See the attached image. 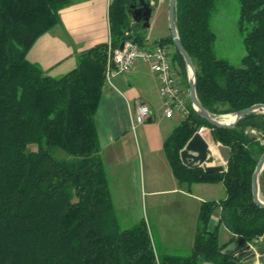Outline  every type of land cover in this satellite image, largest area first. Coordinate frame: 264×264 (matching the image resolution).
Here are the masks:
<instances>
[{"label":"trees","instance_id":"obj_1","mask_svg":"<svg viewBox=\"0 0 264 264\" xmlns=\"http://www.w3.org/2000/svg\"><path fill=\"white\" fill-rule=\"evenodd\" d=\"M75 1L0 0V264H246L252 253L234 255L248 245L264 261V210L251 194L264 146L250 135L264 129V114L219 129L189 105V116L165 139L164 154L180 186L221 183L225 190V199L201 203L187 257L157 256L143 222L120 229L95 116L109 49L119 47L123 38L144 46L146 29L131 16L139 0H112L110 42L81 53L75 69L52 78L26 56L37 38L59 22V12ZM237 1L245 53L235 67L214 54V0H176V29L196 70V95L214 116L264 104V0ZM159 42L171 45L182 59L171 37ZM200 128L210 130L212 142L230 149L224 172L206 174L182 164L180 152ZM263 178L264 173L260 184ZM216 210L219 218L210 229ZM220 226L232 235L230 242L242 237L244 246L222 254L230 242L219 244Z\"/></svg>","mask_w":264,"mask_h":264},{"label":"crops","instance_id":"obj_2","mask_svg":"<svg viewBox=\"0 0 264 264\" xmlns=\"http://www.w3.org/2000/svg\"><path fill=\"white\" fill-rule=\"evenodd\" d=\"M111 2L112 0H76L62 9L59 12V22L39 36L29 49L27 61L48 76L52 74L63 77L71 72L81 53L110 42L108 9ZM147 3H155L153 10L157 5L164 4L165 0H147ZM145 40L151 44L146 38ZM140 104L149 107L150 118L146 123L150 124L138 125L136 128L133 118ZM175 118H166L162 113L158 83L149 65L137 63L129 73L115 77L111 84H106L102 89L95 127L111 196H121V200L133 201L139 193L144 199H149V202L162 201L164 197L172 196L175 199L169 200L171 205H176L184 214L188 207L186 201L181 200L198 203L190 230L192 238L191 235L188 237V244L184 248H171L170 245L165 247L169 251H191L201 203L220 200L206 201L190 191L209 190L211 196L208 197H212V187L220 186L221 191H224V187L221 183L192 186L178 184L163 150L165 139L183 121L182 118ZM202 136L209 145L214 144L211 134L209 141ZM133 148H137L139 155L138 164L134 167L131 163ZM176 198L181 200L175 202ZM218 218L219 210H216L211 217L210 229H213ZM228 234V240L221 245L230 242L232 235ZM166 255L170 256L168 253Z\"/></svg>","mask_w":264,"mask_h":264},{"label":"rangeland","instance_id":"obj_3","mask_svg":"<svg viewBox=\"0 0 264 264\" xmlns=\"http://www.w3.org/2000/svg\"><path fill=\"white\" fill-rule=\"evenodd\" d=\"M152 11L153 12L149 20V27L144 31L145 38L150 41L151 44L171 37L168 24V0H165L164 4H159L154 7ZM210 28L214 34L213 50L216 58L223 59L229 62L232 66L238 67L245 53L243 46L245 31H241L239 24L238 1L214 0V9L211 16ZM168 47L172 55L173 68L178 80V84L185 91L188 89L189 73L187 67L183 59H178L175 57L173 47L171 45H168ZM49 76L55 79L61 78L60 75L52 76L51 74ZM188 102L190 103L189 100ZM230 116L231 114L220 115L217 117L223 121H227ZM175 117L177 119H181L179 116ZM144 124L147 125L150 123ZM137 127L139 126H136V128ZM209 133L210 130L207 129L201 134L204 135L206 139H208L210 138ZM250 135L256 138V141L264 146V129L261 131L251 130ZM215 145L217 144L214 143L213 145L212 143L210 145L211 155H209V160L207 161L208 166L223 165L221 157L218 156V153L215 150ZM59 154L60 156L65 155L63 152H59ZM131 157V163L134 167L139 161L137 148H133L131 151ZM213 157H217V161ZM223 166L224 168L226 167L225 165ZM262 173H264V171ZM219 187L220 186H215L214 188L212 187L213 191L210 190L212 197H208L211 196L209 194V190H191L190 192L195 196H201L206 201L216 199L221 201L225 196V190L221 191ZM259 188L261 198L264 201V180L262 184H260L259 181ZM110 198L113 206V212L118 220L120 229L126 230L135 226L136 224L143 222L147 227L152 242V247L157 256L160 257L168 253L170 256L183 258L190 254V251L188 250L169 251L165 249V247L170 245L171 248H184L188 244V240L192 238V231L190 230H192V224L194 220L193 214L198 208L197 202H194L193 200H181L180 198H176L175 202H177V200H181L182 202L186 201L185 203L187 204L188 210L186 214H184L183 210L175 207L176 205H171L169 200L173 198L172 196L164 197L162 201L157 202H149V199H144V196H140L139 193L138 196L134 197L133 201L121 200V196L110 195ZM174 199L175 198L172 200ZM179 205L181 204L179 203ZM217 236L220 245L222 242L228 240L229 234L224 226H220L218 228ZM188 237L190 238L188 239ZM253 248L258 256H254L255 253L252 252L250 259L248 260H257L254 261L256 264H264V261H262L259 253H257L256 248Z\"/></svg>","mask_w":264,"mask_h":264},{"label":"water","instance_id":"obj_4","mask_svg":"<svg viewBox=\"0 0 264 264\" xmlns=\"http://www.w3.org/2000/svg\"><path fill=\"white\" fill-rule=\"evenodd\" d=\"M175 6L176 0H168V24L171 39L175 50L182 57L188 73V97L193 110L209 125L219 129H232L242 121L246 116L250 114H264V104H256L246 109L240 110L236 113L231 114L233 119L229 122L222 121L219 117L211 115L199 102L196 95V70L194 64L183 48L175 24ZM152 5L147 3L145 0H139V7L131 12L133 21L141 23L144 29H148L149 20L151 16ZM126 38H123L119 47L123 46L122 42ZM214 145V144H213ZM218 151L223 165L226 166L230 156V149L220 144L215 145ZM211 155V148L209 143L203 138L201 133H195L192 138L187 142L184 149L180 152V160L187 168H202L206 174H219L225 171L223 165L208 166L207 161ZM264 171V152L260 156L254 172L251 178V194L253 203L264 210V201L261 198L259 181L262 172ZM245 244L242 237L236 238L234 241L229 243L222 251V254L227 252L235 253ZM249 247L247 246L243 251L239 252V255L249 253Z\"/></svg>","mask_w":264,"mask_h":264},{"label":"built area","instance_id":"obj_5","mask_svg":"<svg viewBox=\"0 0 264 264\" xmlns=\"http://www.w3.org/2000/svg\"><path fill=\"white\" fill-rule=\"evenodd\" d=\"M122 44L121 48L109 49L105 70L106 84H111L112 79L117 76L129 73L137 63H146L157 80L164 117L179 116L185 120L190 114L188 89L184 91L178 84L169 47L159 41L153 44L146 42L144 46H140L130 39H125ZM149 118V107L140 104L133 118L134 126L143 125ZM204 130L207 128H200L198 132L202 133ZM248 247V252H254V256L257 257L258 254H256L253 246L248 245ZM238 256L239 253L234 255V257ZM251 260H246V264H256L254 261L257 260Z\"/></svg>","mask_w":264,"mask_h":264},{"label":"bare ground","instance_id":"obj_6","mask_svg":"<svg viewBox=\"0 0 264 264\" xmlns=\"http://www.w3.org/2000/svg\"><path fill=\"white\" fill-rule=\"evenodd\" d=\"M233 119V116H230V118L227 120V121H224V122H229V121H231ZM223 121V120H222ZM211 148V147H210ZM215 150H216V147H215ZM216 152L218 153V151L216 150ZM218 156H220L219 155V153H218Z\"/></svg>","mask_w":264,"mask_h":264}]
</instances>
